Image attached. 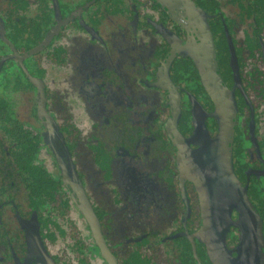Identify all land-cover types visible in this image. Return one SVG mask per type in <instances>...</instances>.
<instances>
[{"label": "flooded vegetation", "instance_id": "1", "mask_svg": "<svg viewBox=\"0 0 264 264\" xmlns=\"http://www.w3.org/2000/svg\"><path fill=\"white\" fill-rule=\"evenodd\" d=\"M260 239L264 0H0V264Z\"/></svg>", "mask_w": 264, "mask_h": 264}, {"label": "water", "instance_id": "2", "mask_svg": "<svg viewBox=\"0 0 264 264\" xmlns=\"http://www.w3.org/2000/svg\"><path fill=\"white\" fill-rule=\"evenodd\" d=\"M257 243H255V251L253 249V243L245 244V246L247 245L246 250H244L243 253L239 254V256L236 257V260L234 259L229 264H264V248L262 240L260 239L259 241H257ZM212 259L218 260L213 255ZM216 262L218 264L219 261Z\"/></svg>", "mask_w": 264, "mask_h": 264}]
</instances>
